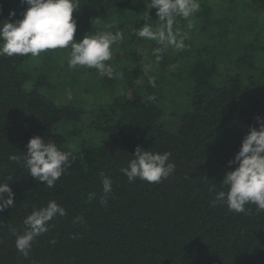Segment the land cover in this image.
Instances as JSON below:
<instances>
[{
	"label": "trees",
	"instance_id": "trees-1",
	"mask_svg": "<svg viewBox=\"0 0 264 264\" xmlns=\"http://www.w3.org/2000/svg\"><path fill=\"white\" fill-rule=\"evenodd\" d=\"M78 3L77 41L84 29L91 34L113 19L127 31L124 51L112 64L122 76L103 77L110 97L87 111L74 76L78 68H68L67 55L60 58L70 48L62 55L57 49L35 58L0 57V183H9L15 194L14 207L0 212V264H264V212L251 204L239 214L226 205L212 207L209 192L213 185L227 190L223 176L236 167L228 162L249 127H259L255 117H264V0H200L190 30L188 21L177 17L175 27L189 32L187 47H170L159 62L152 54L156 42L133 34L144 23L138 19L146 10L144 0ZM25 7L20 0H0V21L22 18ZM150 14L155 25V9ZM138 46L154 60L157 73L143 70ZM173 64L176 70L166 69ZM153 77L155 87L149 84ZM52 86L70 88L73 99L57 102L49 95ZM117 86L121 93L113 92ZM152 94L155 102L147 100ZM166 118H173L172 130L164 126ZM88 121L90 139L99 142L92 146L80 135ZM34 135L72 153L55 188L9 159L22 157ZM137 145L169 151L174 174L159 184L129 182L120 168ZM100 171L113 181L106 207L99 203ZM93 193L96 198L90 199ZM50 200L67 214L50 222L25 258L9 226L22 232L24 218ZM53 239L55 244L49 243Z\"/></svg>",
	"mask_w": 264,
	"mask_h": 264
},
{
	"label": "clouds",
	"instance_id": "clouds-1",
	"mask_svg": "<svg viewBox=\"0 0 264 264\" xmlns=\"http://www.w3.org/2000/svg\"><path fill=\"white\" fill-rule=\"evenodd\" d=\"M26 5L22 18L0 21V57H39L49 50L69 49L67 64L70 70L78 66L96 69L102 76L117 79L122 73L116 71L110 64L113 57V45L123 41L124 34L119 29L118 21L113 19L103 29L84 35L77 41L74 36L77 22L73 12L79 7L78 0H20ZM146 10L138 19L144 23L134 28L133 34L143 40L155 41L158 45L152 49L156 62H159L165 52L171 47L183 51L187 47L185 41L190 39L188 31H180L177 17L188 21L187 28H192L191 18L200 11V0H144ZM155 9L157 23H150V10ZM15 10L9 11V17H15ZM112 29H116L112 31ZM152 87L156 86L155 78L149 79ZM155 102V94L147 97ZM259 127L250 126L244 136L239 151L230 160L229 165L236 167L227 171L221 184L225 190L216 191L215 185L209 188L214 193L210 205L216 207L226 205L228 211L247 213V205H255L257 212H264V117H255ZM23 156L12 155L11 161L22 164L28 173L44 186L55 188L68 167L71 166V151L61 150L53 141L45 140L39 135L32 136L26 144ZM169 151L154 152L144 150L137 145L133 158L120 172L129 182L137 179L148 183L159 184L174 174L176 165L170 161ZM102 183V194L99 203L107 206L109 194L112 193V179L104 171L99 172ZM14 192L9 183H0V212L9 206L14 207ZM96 198L93 193L90 199ZM66 209L55 200L47 202L46 206L34 209L27 215L23 224L25 228L18 232L9 226V231L15 237V248L25 258L29 257L33 242L37 237L47 233L50 222L57 216H65ZM83 223V217H77ZM3 221H0V227ZM55 240L49 241L55 244Z\"/></svg>",
	"mask_w": 264,
	"mask_h": 264
},
{
	"label": "rangeland",
	"instance_id": "rangeland-1",
	"mask_svg": "<svg viewBox=\"0 0 264 264\" xmlns=\"http://www.w3.org/2000/svg\"><path fill=\"white\" fill-rule=\"evenodd\" d=\"M90 30L91 29L86 28L83 30V33L85 35L90 34ZM126 32H123V34H125ZM124 40L125 39H123V41H119L113 45V57H112V60L110 61L111 66H112L113 62L116 61L115 58L118 55L123 53L124 49L122 48V44H123V42H126ZM66 50L68 51V49H66ZM59 51H60L61 55L64 54L63 49H59ZM68 53L69 52H66L64 55L60 56V58L64 57V60H65V56L67 55V57H68ZM137 54H140V56H141L140 64L146 73H155V72L157 73L158 69H157V66L155 65L154 60L148 56V54L142 49V46L137 47ZM61 67H63V61L61 63ZM77 68H78V70L76 72H74V76L77 78V82H78L77 89L79 88V90L84 92V94L82 95L84 102L81 101V104L84 107V109L89 111L93 107H95L99 104L103 105V104L107 103L106 100H108L110 97L111 89H109V87H104L105 82H102V81H103V77H105V76H102L100 74L93 72L94 70H92V69H87V68H83V67H79V66ZM33 69H35V66H33ZM166 69L167 70H176V65L173 64L171 66H168ZM28 71H30V70H28ZM33 71H32L33 75L39 74V72L34 73ZM57 82H59V79H57ZM112 90L114 93H121L122 92V88L119 86H117L116 88H114ZM72 93H73V91L70 88H65L62 90L60 87H53L52 86L51 90L49 92V95L53 99H56L57 102L67 103L73 99ZM126 95H128L127 97H131L129 92H127ZM79 98H81V97L79 96ZM88 124H89V121L84 123L83 130H82L80 135L85 137L84 144L86 146H92L93 144H98L99 142H93L90 139L89 136H90L91 130H93V129H91ZM164 126L168 129L172 130L173 126H174L173 125V118L164 119ZM97 138L103 140L104 136L101 137V135H98ZM81 142L76 143V146L77 147L82 146ZM70 146L72 148H76L72 145L71 142H70Z\"/></svg>",
	"mask_w": 264,
	"mask_h": 264
}]
</instances>
